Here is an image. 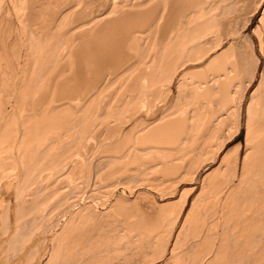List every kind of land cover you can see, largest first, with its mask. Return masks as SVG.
I'll use <instances>...</instances> for the list:
<instances>
[{
	"label": "rangeland",
	"instance_id": "374dc122",
	"mask_svg": "<svg viewBox=\"0 0 264 264\" xmlns=\"http://www.w3.org/2000/svg\"><path fill=\"white\" fill-rule=\"evenodd\" d=\"M181 1L188 3L191 0H18V2L16 0H0V264H55L57 259L58 261L64 259V261H59L61 264L62 262H65L63 264H74L73 262L76 264H80L81 262H84V264H96V262L99 263L101 258H103L102 260L105 261L103 262L104 264H177V257L179 256L178 258H180L181 255L184 257L187 248H190V250H188L191 253L193 252L191 251L192 248L190 245L195 247L193 250L197 249L202 251L204 249L203 247H205V251L207 249V252H209V250L214 252L205 254L202 259V264H210L208 262V258L209 260L212 259V257H214L216 254H219L215 252H221V250L226 246H229V249L226 247L227 249L224 248L223 251L225 250L226 252L227 250L229 253L227 252L225 253L226 255L223 256L222 251L220 255L216 256V259L214 257V259L217 260L215 263L264 264V198L262 197L264 195V174L260 172L257 173L258 175L255 173L256 176L255 174H252L251 176L249 174L248 179L245 178L246 175L244 174L246 183L243 184V188L245 186L248 188L252 187L251 190L253 189L252 191L250 190L251 192H245L246 195L242 191V186H240L241 174L243 173L242 161L246 151L249 152L248 149L250 148L246 140V110L249 104L250 95H252L251 93L260 80L264 62V58L260 53L259 45V36L263 33L259 32L263 31V25L260 21V17L264 10V0H208L212 3L217 2L221 4L218 6L220 8L219 12L223 11L222 9H228V6L231 7L230 10H232L230 12H228L229 10H226L227 15L224 14V16L220 17L223 23V25H221V30L223 29L222 31L224 33L221 32L219 28V33L216 32V35L212 33L208 36V38L211 36L213 37L208 39L211 45H209L210 52H208L210 57H216L225 52V54L220 56L222 59L219 58L216 61L214 60V66L219 64V62L221 63L227 61H229V64L233 62L237 64L239 63L238 61H242V64L246 63L245 65H241V68L239 67L240 71H238V76H234L236 79H230V82L232 83L228 82V84L232 85V87L228 85L227 87H231L229 92L231 94L230 97L232 96L230 99H232L233 102L230 100L225 105L219 104V98L223 93L221 90L226 88L223 87L225 85L221 84V87H223L221 88L220 84H213V82L209 83L208 78H211L210 76H212V72L213 74L217 72H214L212 67L211 69L208 68L206 70L204 68L196 69L200 72L202 70L204 72V74L201 72L203 76H196L194 73L191 75L186 74L184 76L185 81L183 82L184 78L182 77V80L180 81L181 85L179 84V86L177 85L178 79H176L177 77L181 76V68L178 67L179 65L175 68L172 67V71L177 68L175 72H172L171 69H169V72H172L171 75L168 70L165 71V66L167 64L165 60H167L169 57L166 54H168L167 52H169V49L174 46L173 42L176 40V28H178L176 25L180 23L179 25L181 26V24L187 22V20L184 22V20L178 19L177 15L175 14V7ZM237 2L239 4H237ZM232 5L234 7H232ZM96 6L99 7L97 8ZM133 10H135V12ZM76 11L80 12L82 15ZM93 12H95V14ZM138 12H140L139 15L137 14ZM132 13H136L138 17ZM130 15L131 17L132 15L136 16L132 17L135 18L134 21L131 19ZM121 18L123 19L121 20ZM126 18H128V20H126ZM59 20L61 21L60 23ZM129 20L132 21L130 22ZM121 21L123 23V27L121 26L120 28L118 25H116V23L119 22L120 26ZM179 21H182L183 23ZM124 22H126V27L129 30L125 29ZM127 22H129V24ZM112 24H114L113 27L111 26ZM117 28H120V30ZM235 28L237 32L235 31ZM112 29L116 30L114 31ZM118 30L119 32H123L119 34V32H116ZM98 31L101 32L99 33ZM159 31L161 33H159ZM29 32H31L33 38L32 35L30 36ZM64 34H66L65 37ZM213 35L217 37L214 38ZM58 36L60 38H58ZM102 37L103 39L104 37H107V41L105 42V39L103 40ZM110 38L111 41L109 42L108 39ZM28 41L30 43H28ZM248 41L251 43L250 45L247 44L249 43ZM211 42L213 43L211 44ZM163 43L164 45H162ZM88 44L91 45L89 46ZM27 45H29L30 48H28ZM251 45L252 47H249ZM213 48H215V51ZM108 49H111V51ZM162 50L165 52H161ZM166 50L168 51L166 52ZM242 51L245 53V56L243 55L244 53ZM159 52H161V54ZM164 53L167 56H165V60L163 57ZM254 54L259 57L260 61L254 79L250 78L251 80H249V77L252 74L251 72H253L251 69L254 68L252 65L255 58L253 57ZM2 57H4L3 60ZM90 60L94 61L90 62ZM122 60H124L123 63ZM250 60H252L253 63ZM250 63L252 64L249 65ZM31 64H33L32 67ZM249 66L251 68H249ZM111 67L114 68L112 69ZM96 68L97 71H95ZM173 73H175V75ZM233 73L235 74V71L230 74L233 76ZM205 76H208V78L205 79ZM34 79L37 81L36 84H34L36 82ZM204 79L208 80L209 84H207V86L206 83L204 84L201 82ZM69 80L70 82L68 83ZM142 80L143 82H141ZM197 82H201L199 86H195L194 83L197 84ZM140 85L142 86V90L140 89ZM202 86H204V88ZM144 87L145 90L143 89ZM146 88H148V90ZM198 89L200 92H198ZM234 89L239 91L236 90L237 92H235ZM242 90H244V94ZM77 91L78 93H76ZM231 91H234V94H232ZM241 95L243 98L241 97L240 99ZM211 96L213 98H211ZM217 98L218 100H216ZM152 114L153 117L151 116ZM161 115L162 118H160ZM216 119H218V121L220 120L217 123L218 125L214 124L213 122L214 120L217 122ZM92 121H94V123ZM211 122L213 123V127H210L211 130L209 128L207 131V127L212 126L210 125ZM189 125L191 127H189ZM197 126L201 127L199 128ZM204 127H206V130ZM193 128H195V133L192 131ZM202 129L205 132L207 131V136L212 134L213 137H209L211 140L207 139V136V138L202 136L203 134L195 139V136L198 134L200 135ZM190 134L191 136H194L190 138ZM192 138L195 140L207 139L209 142H205L202 148L203 150L200 151V147L198 149V145H200V143L198 144L197 142V144H195L193 147L194 140ZM190 139L192 140L188 143L187 141H190ZM72 141H74L73 144ZM235 148H238L237 151ZM146 149L147 152H144ZM194 149L195 152L198 150L200 151H198V156L194 155L195 153H192L193 155L190 154ZM176 159L177 161H175ZM248 159L251 161L252 157H248ZM152 172L156 173L153 174ZM252 176H254V178ZM255 178H257V180L254 182L253 180ZM225 180H227V182ZM133 181L136 182L134 183ZM34 182H36V184ZM217 184H220V188L215 193L213 189L211 190V188ZM238 185L240 190L237 189ZM233 186H237V188H234ZM230 188L238 190V192H235L236 194L234 191L233 193L236 198H240L236 200L234 195L232 198L236 200V204L241 199L239 201L240 204L238 203V206L241 205V208L235 206L236 204L233 205L234 203H231V200H233L232 198L229 199L230 202L227 200V205H223L225 203H223V201L226 199V191L230 190ZM40 189H42V191ZM183 191L185 193H183ZM239 191L243 192V195H241L242 193ZM239 193L241 196L238 195ZM37 196L40 198V200ZM34 197L37 198L36 202L38 201V204L35 202V199L33 200ZM195 197H197V199H195ZM251 197L254 199L252 200ZM257 197L258 199L256 200ZM261 197L262 200L260 199L259 201V198ZM247 199L249 200L248 202L246 201ZM193 200H195V203L199 200L198 203L200 205L198 204V207L202 208L203 214L205 213V220L203 223L195 220L196 225L198 223L199 226L200 223L201 226L199 228L198 236L196 235L195 231H193L194 227L191 228V220H193L192 218L194 217H196L194 219H197V216L193 215L194 217H186L187 214L190 216L192 213L196 214V211L198 210L196 203V205L192 207L195 208L196 211H190V213H188L189 209H191V203L194 202ZM200 200L202 201L200 202ZM33 201L36 204L33 205ZM43 201L44 204L42 203ZM241 201H245L247 203ZM251 201H254L251 203L252 206L248 204ZM257 203H262L263 205H258ZM246 204L248 205L246 206ZM44 205H46L47 208L44 207ZM226 206H228L229 209L226 208ZM231 206L233 209H231ZM253 207L257 208L258 210L256 209L252 211V209H254ZM242 208L246 211L243 212ZM248 209H250V211H248ZM228 210H231L233 213L231 211L230 212L233 215H231ZM237 211H239V216ZM162 212L165 213L163 214ZM44 213L47 215L42 216L41 214L44 215ZM158 213H162L164 217L166 216V219L162 215H158ZM225 213L227 217L225 216ZM242 213L244 214L242 215ZM30 214L36 216H32L36 219L35 222L32 221V217H29ZM155 214H157L158 217ZM25 215L26 217H24ZM39 215L44 218L39 217ZM27 218L32 219L28 220ZM161 218H163V220ZM244 218L248 219L247 221L250 223L248 225V223L245 222V219L244 224L247 223L245 226H251V228H248L249 231L246 227V231H244V226H241L243 224ZM23 219H25L24 221L26 224L28 221H30V226L26 224V226L24 224L21 225V222L24 223ZM44 219L47 220L46 224ZM160 219L161 222L163 221L162 223L160 222ZM42 220H44L43 223L45 225H43ZM48 222L49 224H52H50L51 226H48L47 228L46 225H48ZM188 223L190 227L188 226ZM193 223L195 224L194 221ZM239 227L242 231L239 229ZM48 229H50V231ZM191 231L195 236L191 234ZM204 231L205 233L203 234ZM206 231H208L210 234ZM220 232L223 235L220 234ZM242 232L244 234L247 232V237L245 236L246 234L244 235ZM141 233L142 235H138ZM205 234L206 237L209 234L208 241L206 239L207 243L202 240L205 237ZM211 234L214 236L212 237ZM241 234L243 235L241 236ZM112 235L115 239H117H113ZM191 235L193 237H191ZM77 236H80L79 240H81L83 245H78V242L76 243V241H78L76 240L78 239ZM145 236L150 237V241L148 240L149 243L146 244L147 250L144 242L141 239L144 237L147 240L148 237L146 238ZM26 238L29 240L27 241ZM228 239L230 243L227 241ZM244 239L245 244L248 242L247 245L242 242ZM20 240L22 242H20ZM70 240L74 241L70 242ZM194 242L197 245L193 244ZM225 242L228 245L226 244V246H224ZM7 245H9V247H7ZM143 245L145 246L144 251H147L148 254L146 252L145 255L142 254V257L139 249ZM243 245H245L246 248L243 247ZM248 245L252 247H249ZM196 246H199L200 249H198ZM241 246L244 250L241 249ZM93 247L95 248L93 249ZM99 247H101V250H98ZM135 247H138L137 249L139 251H137ZM133 248L135 249L133 250ZM217 248H220L221 250L219 249V251ZM216 249L217 251H215ZM245 249L247 250L246 254ZM71 251L74 252L71 253ZM75 251H79V255ZM103 251L106 253L105 255ZM131 251L135 252L133 253ZM18 252L20 253L18 254ZM63 252L64 256L61 257ZM68 253L72 255L69 256ZM186 253L188 256V251ZM213 254L214 256H212ZM68 256L72 258H69ZM194 256L192 255V258L190 256V259L193 261L196 259L193 258ZM185 257L182 259V261L185 259ZM238 257L240 259L242 258V261L239 260ZM86 258L87 262L90 263L85 262L84 259ZM96 258H100V260L98 261ZM229 258L230 261L228 260ZM190 259L188 257L189 261L184 260V263L188 264L193 262ZM205 260L207 263H205ZM78 261H80V263H78ZM195 261L193 264H196ZM211 261L210 262L212 264L214 260ZM235 261H237V263ZM184 263L178 262V264Z\"/></svg>",
	"mask_w": 264,
	"mask_h": 264
},
{
	"label": "bare ground",
	"instance_id": "6f19581e",
	"mask_svg": "<svg viewBox=\"0 0 264 264\" xmlns=\"http://www.w3.org/2000/svg\"><path fill=\"white\" fill-rule=\"evenodd\" d=\"M17 2H18V0H16ZM34 1V0H33ZM55 1V0H54ZM92 1V0H91ZM162 1V0H161ZM212 1V0H211ZM220 1V0H219ZM240 1V0H239ZM245 1V0H244ZM243 1V2H244ZM254 1V0H253ZM82 2V1H81ZM84 2V1H83ZM99 2V1H98ZM130 2V1H129ZM144 2V1H143ZM222 2H224V1H222ZM226 2V1H225ZM228 2V1H227ZM230 2V1H229ZM5 3V2H4ZM19 3H20V1H19ZM29 3H31V2H29ZM60 3V2H59ZM92 3V2H91ZM97 3V2H96ZM157 3V2H156ZM250 3V2H249ZM1 4V3H0ZM3 4V3H2ZM28 4V3H27ZM66 4V3H65ZM94 4V3H93ZM106 4V3H105ZM116 4V3H115ZM142 4H144V3H142ZM209 4V5H208ZM219 4L220 3H217V2H215V3H212V2H209L208 0H191L190 2H188V3H186V2H183V1H181L180 3H178L177 5H176V7H175V14L177 15V18L178 19H182V20H184V22H185V20H187V22H185V23H183L182 21H179V22H181V23H183V24H181V26L178 24V25H176V27L178 26V28H176L177 29V31H176V40H174V42H173V45L174 46H172V50L171 49H169V52H167L168 50H166V52L168 53V54H166L167 56H169L168 58H167V60H165V53H164V55H163V57H164V60L166 61V69H165V71L166 70H168V72H169V69H171V71H172V67L173 68H175L176 66H178L179 68H181V76H179V77H177L176 79H178L176 82L178 83H176L178 86H179V84H180V81L182 80V77L184 78V80H183V82L185 81V75L186 74H195L196 76L198 75H200V76H203L202 74H201V72H203L202 70H201V72L200 71H197L196 69H201V68H204L205 70L206 69H208V68H210L211 69V67L214 69V72L215 71H217V72H215L214 74H213V72H212V76H210L211 78L209 79L208 78V76L206 77L205 76V79H207L208 78V80H209V83L210 82H213V84H220V87H221V84L222 85H225V86H223V87H226V88H224L223 90H221V88H223V87H221L220 88V90L221 91H223V93L221 94V97L219 98V101H220V103L219 104H226L228 101H232V99H230L231 97H230V88L232 87V85H230V84H228V82H230L231 80H233L235 77V75H237L238 74V71H240L239 70V67L241 68V65H245L246 63H243L242 64V61H238L239 63H235V62H233V63H230L229 64V61H227V62H219V64H216L215 66H214V60L216 61L217 59H219V58H221L220 56H222L223 54H225V52H223V50H222V52L223 53H219L220 55H218V56H216V57H210V55L208 54V52H210V42H209V40L208 39H210V38H213L212 36L210 37V38H208V36L209 35H211L212 33H216V32H218V30H219V28H220V30H221V25H223V23H222V21H221V19H220V17L221 16H224V14H226L227 15V13H226V10L228 11V12H230V11H232V10H230V8L231 7H227L228 9H222L223 11H221V12H219ZM223 4V3H222ZM228 4V3H227ZM237 4H239L238 2H237ZM33 5V4H32ZM31 5V6H32ZM80 5V4H79ZM112 5V4H111ZM163 5V4H162ZM165 5V4H164ZM221 5V4H220ZM225 5V4H224ZM229 5V4H228ZM235 5V4H234ZM17 6V5H16ZM29 6V5H28ZM60 6V5H59ZM58 6V7H59ZM110 6V5H109ZM223 6V5H222ZM227 6V5H226ZM1 7V6H0ZM14 7V6H13ZM36 7V6H35ZM78 7V6H77ZM97 7V6H96ZM99 7V6H98ZM97 7V8H98ZM104 7V6H103ZM217 7H218V9H217ZM232 7H234L233 5H232ZM18 8H19V6H18ZM17 8V9H18ZM89 8V7H88ZM90 8H91V6H90ZM129 8V7H128ZM153 8V7H152ZM263 8H264V6H263ZM26 9V8H25ZM78 9V8H77ZM83 9V8H82ZM101 9V8H100ZM108 9V8H107ZM135 9V8H134ZM151 9V8H150ZM154 9V8H153ZM253 9V8H252ZM1 10V9H0ZM16 10V9H15ZM47 10V9H46ZM74 10V9H73ZM123 10V9H122ZM234 10V9H233ZM244 10V9H243ZM45 11V10H44ZM59 11V10H58ZM57 11V12H58ZM65 11V10H64ZM79 11V10H78ZM84 11V10H83ZM100 11V10H99ZM126 11V10H125ZM134 12H135V10H133ZM140 11H141V9H140ZM143 11V10H142ZM150 11V10H149ZM4 12V11H3ZM23 12V11H22ZM25 12V11H24ZM43 12V11H42ZM67 12H70V11H67ZM73 12V11H72ZM77 12V11H76ZM91 12V11H90ZM147 12V11H146ZM151 12V11H150ZM162 12V11H161ZM171 12V11H170ZM5 13V12H4ZM14 13V12H13ZM34 13V12H33ZM59 13V12H58ZM77 13H80V12H77ZM94 14H95V12H93ZM92 13V14H93ZM128 13V12H127ZM139 13L140 12H138L137 14L139 15ZM233 13V12H232ZM234 13H235V11H234ZM26 14V13H25ZM48 14V13H47ZM81 14V13H80ZM132 14H135L136 15V13H132ZM149 14V13H148ZM154 14V13H153ZM231 14V13H230ZM43 15V14H42ZM50 15V14H49ZM82 15V14H81ZM135 15H132V17L134 16V17H136ZM145 15V14H144ZM20 16H22V15H20ZM87 16H88V14H87ZM98 16V15H97ZM121 16V15H120ZM123 16V15H122ZM188 16V17H187ZM38 17V16H37ZM64 17V16H63ZM73 17V16H72ZM85 17V16H84ZM113 17V16H112ZM130 17H131V15H130ZM131 17V19L134 21V19L135 18H132ZM138 17V16H137ZM227 17V16H226ZM30 18V17H29ZM45 18V17H44ZM50 18V17H49ZM51 18H52V15H51ZM82 18V17H81ZM91 18V17H90ZM94 18V17H93ZM129 18V17H128ZM128 18H126V20H128ZM153 18V17H152ZM157 18V17H156ZM33 19V18H32ZM31 19V20H32ZM76 19V18H75ZM80 19V18H79ZM95 19H97V18H95ZM123 18H121V20H122ZM139 19H140V17H139ZM145 19V18H144ZM161 19V18H160ZM223 19V18H222ZM26 20V19H25ZM62 20V19H61ZM69 20V19H68ZM116 20V19H115ZM118 20H120V19H118ZM125 20V21H126ZM132 20H129L130 22L132 21ZM137 20V19H136ZM142 20V19H141ZM16 21V20H15ZM33 21V20H32ZM35 21V20H34ZM108 21V20H107ZM111 21V20H110ZM260 21H261V23H262V25H263V31H261V32H259V33H262V34H260V36H259V45H260V53L262 54V56H263V58H264V10H263V12H262V15H261V17H260ZM2 22V21H1ZM8 22V21H7ZM61 21L59 20V23H60ZM104 22V21H103ZM117 22V21H116ZM120 22V21H119ZM119 22L118 23H116V25H118V27H120L121 28V26L123 27V23H122V21H121V24H120V26H119ZM138 22H139V20H138ZM141 22V21H140ZM149 22V21H148ZM10 23V22H9ZM22 23V22H21ZM37 23V22H36ZM50 23V22H49ZM109 23V22H108ZM125 23V29L126 30H129L126 26H127V24H126V22H124ZM128 24H129V22H127ZM154 23V22H153ZM177 23V22H176ZM6 24V23H5ZM51 24V23H50ZM100 24V23H99ZM99 24H97V25H99ZM106 24V23H105ZM4 25V24H3ZM113 25L114 24H112L111 26L113 27ZM115 25V26H116ZM159 25V24H158ZM175 25V24H174ZM235 25V24H234ZM261 25V24H260ZM31 26V25H30ZM37 26V25H36ZM42 26V25H41ZM61 26V25H60ZM59 26V27H60ZM135 26V25H134ZM144 26H146V25H144ZM160 26V25H159ZM226 26V25H225ZM236 26V25H235ZM26 27V26H25ZM95 27V26H94ZM99 27V26H98ZM101 27V26H100ZM106 27V26H105ZM237 27V26H236ZM261 27V26H260ZM3 28V27H2ZM39 28V27H38ZM115 28V27H114ZM120 28H117V29H119L120 30ZM172 28V27H171ZM261 28V29H262ZM22 29V28H21ZM52 29V28H51ZM59 29V28H58ZM101 29H103V28H101ZM109 29V28H108ZM124 29V30H125ZM158 29V28H157ZM225 29V28H224ZM227 29V28H226ZM104 30V29H103ZM112 30H116V29H112ZM119 30L118 31H116L117 33L119 32ZM123 30V29H122ZM223 30V29H222ZM221 30V32H223ZM233 30H234V28H233ZM257 30H258V28H257ZM39 31V30H38ZM72 31V30H71ZM97 31V30H96ZM141 31V30H140ZM235 31L237 32V30H236V28H235ZM255 31V30H254ZM99 32V31H98ZM101 32V31H100ZM99 32V33H100ZM123 31H121V32H119V34H121ZM125 32V31H124ZM143 32V31H142ZM168 32V31H167ZM220 32V33H221ZM257 32V31H256ZM69 33V32H68ZM115 33V32H114ZM113 33V34H114ZM129 33V32H128ZM159 33H161L160 31H159ZM158 33V34H159ZM163 33V32H162ZM166 33V32H165ZM219 33V32H218ZM224 33V32H223ZM222 33V34H223ZM230 33V32H229ZM29 34H30V36L32 35L31 34V32H29ZM81 34V33H80ZM84 34V33H83ZM97 34V33H96ZM106 34V33H105ZM110 34V33H109ZM112 34V35H113ZM116 34V33H115ZM65 35L66 34H64V37H65ZM91 35V34H90ZM118 35V34H117ZM157 35V34H156ZM163 35V34H162ZM216 35V34H215ZM218 35H220V34H218ZM38 36V35H37ZM82 36V35H81ZM86 36V35H85ZM92 36V35H91ZM104 36V35H103ZM119 36V35H118ZM133 36V35H132ZM214 36V35H213ZM242 36V35H241ZM35 37V36H34ZM77 37V36H76ZM100 37V36H99ZM124 37V36H123ZM138 37V36H137ZM157 37V36H156ZM215 37H217V36H214V38ZM243 37V36H242ZM32 38H33V35H32ZM31 38V39H32ZM58 38H60L59 36H58ZM87 38V37H86ZM88 38H89V36H88ZM107 38V37H106ZM106 38L104 37V39H105V42L107 41L106 40ZM109 38V37H108ZM16 39V38H15ZM30 39V38H29ZM36 39V38H35ZM81 39V38H80ZM102 39H103V37H102ZM103 39V40H104ZM123 39V38H122ZM128 39V38H127ZM217 39V38H216ZM218 39L220 40V38L218 37ZM217 39V40H218ZM226 39V38H225ZM246 39H247V37H246ZM84 40V39H83ZM91 40V39H90ZM96 40V39H95ZM132 40V39H131ZM164 40H166V39H164ZM215 40V39H214ZM213 40V41H214ZM221 40H223V39H221ZM244 40H245V38H244ZM5 41V40H4ZM31 41V40H30ZM35 41V40H34ZM39 41V40H38ZM44 41V40H43ZM72 41V40H71ZM92 41V40H91ZM100 41V40H99ZM108 41L110 42L111 41V38L110 39H108ZM135 41H137V40H135ZM216 41V40H215ZM36 42V41H35ZM82 42V41H81ZM88 42H90V41H88ZM104 42V43H105ZM129 42V41H128ZM127 42V43H128ZM230 42V41H229ZM249 42V41H248ZM1 43V42H0ZM28 43H30L29 41H28ZM38 43V42H37ZM103 43V42H102ZM101 43V44H102ZM164 43H165V41H164ZM164 43L162 44V45H164ZM170 43V42H169ZM213 42H211V44H212ZM243 43V42H242ZM15 44V43H14ZM50 44V43H49ZM59 44V43H58ZM80 44V43H79ZM151 44V43H150ZM219 44V43H218ZM240 44V43H239ZM248 45H250L251 43L249 42V43H247ZM246 44V45H247ZM89 45V44H88ZM91 45V44H90ZM89 45V46H90ZM95 45V44H94ZM94 45H92V46H94ZM100 45V44H99ZM210 45V46H209ZM28 46V48H30L29 47V45H27ZM33 46V45H32ZM42 46V45H41ZM82 46V45H81ZM80 46V47H81ZM87 46V45H86ZM85 46V47H86ZM91 46V47H92ZM96 46V45H95ZM121 46H122V44H121ZM135 46V45H134ZM230 46V45H229ZM1 47V46H0ZM75 47V46H74ZM104 47V46H103ZM112 47V46H111ZM138 47V46H137ZM141 47V46H140ZM170 47V46H169ZM217 47V46H216ZM235 47V46H234ZM249 47H252V45L251 46H249ZM8 48V47H7ZM36 48V47H35ZM77 48V47H76ZM95 48V47H94ZM94 48H93V50H94ZM99 48V47H98ZM97 48V49H98ZM109 48V47H108ZM117 48V47H116ZM122 48V47H121ZM238 48V47H237ZM242 48V47H241ZM241 48H240V50H241ZM81 49V48H80ZM119 49V48H118ZM118 49H117V52H118ZM124 49V48H123ZM126 49V48H125ZM131 49V48H130ZM164 49V48H163ZM214 49V51H215V48H213ZM236 49V48H235ZM253 49V48H252ZM11 50V49H10ZM58 50V49H57ZM100 50V49H99ZM98 50V51H99ZM107 50V49H106ZM109 50V49H108ZM116 50V49H115ZM149 50V49H148ZM212 50V49H211ZM234 50V49H233ZM5 51V50H4ZM38 51V50H37ZM52 51H53V49H52ZM55 51V50H54ZM82 51V50H81ZM109 51H111V49L109 50ZM218 51V50H217ZM253 51V50H252ZM42 52H43V50H42ZM74 52H75V49H74ZM138 52V51H137ZM161 52H165V51H161ZM161 52H159L160 54H161ZM212 52V51H211ZM238 52V51H237ZM236 52V53H237ZM243 52V51H242ZM30 53V52H29ZM34 53V52H33ZM97 53V52H96ZM115 53V52H114ZM244 53V52H243ZM35 54V53H34ZM39 54V53H38ZM93 54H95V53H93ZM120 54H122V53H120ZM139 54H140V52H139ZM159 54V55H160ZM250 54H252V53H250ZM14 55V54H13ZM65 55V54H64ZM85 55V54H84ZM88 55H90V54H88ZM105 55H106V53H105ZM122 55H124V54H122ZM152 55V54H151ZM212 55V54H211ZM233 55V54H232ZM238 55H239V53H238ZM244 56H245V53L243 54ZM41 56V55H40ZM46 56V55H45ZM87 56V55H86ZM93 56H95V55H93ZM107 56V55H106ZM117 56V55H116ZM135 56V55H134ZM166 56V57H167ZM213 56V55H212ZM240 56V55H239ZM78 57V56H77ZM101 57V56H100ZM122 57V56H121ZM127 57V56H126ZM251 57H252V55H251ZM253 57H255L254 58V63H253V61L252 60H250V61H252V63H250L249 65H253L254 66V68L253 69H251V70H253V72H251L250 74H251V76L249 77V80H251V79H254V77H255V74H256V72H257V68H258V65H259V61H260V59H259V57L256 55V54H254V56ZM28 58V57H27ZM50 58H51V56H50ZM99 58V57H98ZM109 58V57H108ZM115 58V57H114ZM4 59V57H2V60ZM16 59V58H15ZM77 59V58H76ZM97 59V58H96ZM107 59V58H106ZM109 59H111V58H109ZM125 59V58H124ZM160 59V58H159ZM222 59V58H221ZM231 59H232V56H231ZM245 59H246V57H245ZM244 59V60H245ZM112 60V59H111ZM129 60V59H128ZM238 60V59H237ZM242 60H243V58H242ZM11 61V60H10ZM40 61V60H39ZM52 61V60H51ZM94 60H90V62H93ZM123 61L124 60H122V63H123ZM136 61V60H135ZM151 61V60H150ZM154 61V60H153ZM219 61V60H218ZM226 61V60H225ZM47 62V61H46ZM81 62V61H80ZM85 62H87V61H85ZM147 62V61H146ZM231 62V61H230ZM237 62V61H236ZM244 62V61H243ZM247 62H248V60H247ZM4 63V62H3ZM43 63V62H42ZM45 63V62H44ZM50 63V62H49ZM74 63V62H73ZM77 63V62H76ZM89 63V62H88ZM105 63V62H104ZM110 63V62H109ZM116 63V62H115ZM150 63V62H149ZM17 64V63H16ZM62 64V63H61ZM92 64V63H91ZM158 64V63H157ZM32 65L33 64H31V67H32ZM49 65H51V64H49ZM75 65V64H74ZM89 65H90V63H89ZM119 65H120V63H119ZM125 65H126V63H125ZM147 65V64H146ZM159 65V64H158ZM182 67H181V66ZM86 66H87V64H86ZM111 66V65H110ZM149 66V65H148ZM154 66V65H153ZM67 67V66H66ZM78 67V66H77ZM142 67V66H141ZM246 67V66H245ZM7 68V67H6ZM60 68V67H59ZM90 68V67H89ZM108 68V67H107ZM106 68V69H107ZM112 68V67H111ZM114 68V67H113ZM112 68V69H113ZM178 68V69H179ZM249 68H251L250 66H249ZM21 69V68H20ZM66 69V68H65ZM71 69V68H70ZM78 69H79V67H78ZM93 69H94V67H93ZM177 69V68H176ZM176 69H174L172 72H175L176 71ZM14 70V69H13ZM115 70V69H114ZM122 70V69H121ZM133 70V69H132ZM159 70H160V68H159ZM242 70V69H241ZM43 71H45V70H43ZM42 71V72H43ZM47 71V70H46ZM95 71H97V68L95 69ZM190 71H192V72H190ZM235 71V74L232 76L230 73H232V72H234ZM71 72H72V70H71ZM74 72H76V71H74ZM107 72V71H106ZM114 72V71H113ZM132 72V71H131ZM149 72V71H148ZM167 72V73H168ZM172 72H169L170 73V75H171V73ZM200 72V73H199ZM84 73V72H83ZM90 73V72H89ZM88 73V74H89ZM246 73V72H245ZM93 74V73H92ZM98 74V73H97ZM113 74V73H112ZM131 74V73H130ZM134 74V73H133ZM146 74V73H145ZM174 75H175V73H173ZM203 74H204V72H203ZM249 74V75H250ZM40 75V74H39ZM43 75V74H42ZM41 75V76H42ZM52 75V74H51ZM132 75V74H131ZM174 75H173V77H174ZM211 75V74H210ZM231 75V76H230ZM240 75V74H239ZM245 75H247V74H245ZM10 76V75H9ZM32 76H33V74H32ZM92 76V75H91ZM97 76H99V75H97ZM115 76V75H114ZM113 76V77H114ZM152 76V75H151ZM188 76V75H187ZM238 76V75H237ZM37 77V76H36ZM40 77V76H39ZM72 77V76H71ZM82 77V76H81ZM153 77V76H152ZM232 77V78H231ZM246 77V76H245ZM35 78V77H34ZM42 78V77H41ZM40 78V79H41ZM66 78V77H65ZM103 78V77H102ZM127 78H129V77H127ZM200 78V77H199ZM202 78V77H201ZM240 78V77H239ZM243 78V77H242ZM251 78V79H250ZM24 79H25V77H24ZM48 79V78H47ZM70 79V78H69ZM151 79V78H150ZM194 79V78H193ZM204 79V80H205ZM231 79V80H230ZM236 79V78H235ZM35 80V79H34ZM45 80V79H44ZM51 80V79H50ZM76 80V79H75ZM79 80V79H78ZM83 80V79H82ZM92 80V79H91ZM102 80V79H101ZM106 80V79H105ZM147 80V79H146ZM160 80H161V78H160ZM195 80H197V79H195ZM200 80V79H199ZM202 80L201 82L202 83H206V86H207V84H209L208 83V80ZM36 81V80H35ZM162 81H164V80H162ZM187 81V80H186ZM189 81V80H188ZM198 81V80H197ZM204 81V82H203ZM238 81H239V79H238ZM241 81V80H240ZM61 82V81H60ZM70 82V80L68 81V83ZM72 82H74V81H72ZM76 82V81H75ZM115 82V81H114ZM137 82V81H136ZM141 82H143V80L141 81ZM147 82V81H146ZM168 82V81H167ZM194 82V81H193ZM201 82H197V84L196 83H194L195 84V86L196 85H200V83ZM3 83V82H2ZM6 83V82H5ZM11 83V82H10ZM37 83V81L34 83V84H36ZM96 83V82H95ZM123 83H125V82H123ZM182 83V82H181ZM230 83H232V82H230ZM242 83V82H241ZM240 83V84H241ZM250 83V82H249ZM52 84V83H51ZM59 84V83H58ZM67 84V83H66ZM77 84V83H76ZM99 84V83H98ZM151 84V83H150ZM153 84V83H152ZM171 84V83H170ZM183 84V83H182ZM192 84V83H191ZM75 85V84H74ZM181 85V84H180ZM227 85L228 86H231L230 88H228L227 87ZM70 86H71V84H70ZM87 86V85H86ZM97 86V85H96ZM145 86V85H144ZM173 86V85H172ZM194 86V87H195ZM217 86V85H216ZM247 86V85H246ZM249 86V85H248ZM88 87V86H87ZM125 87V86H124ZM141 85H140V89H141ZM146 87V86H145ZM145 87L143 88L144 90H145ZM148 87V86H147ZM153 87V86H152ZM182 87V86H181ZM189 87V86H188ZM203 88H204V86H202ZM51 88V87H50ZM98 88V87H97ZM179 88V87H178ZM190 88H193V87H190ZM199 88V87H198ZM218 88V87H217ZM234 88V87H233ZM9 89V88H8ZM34 89V88H33ZM58 89V88H57ZM56 89V90H57ZM61 89H63V88H61ZM85 89V88H84ZM102 89H104V88H102ZM147 90H148V88H146ZM182 89V88H181ZM195 89V88H194ZM196 89H197V87H196ZM66 90V89H65ZM69 90H71V89H69ZM74 90V89H73ZM72 90V91H73ZM142 90V89H141ZM184 90V89H183ZM201 90V89H200ZM207 90V89H206ZM235 90V89H234ZM237 90V89H236ZM235 90V92H237V91H239V90H237L236 91ZM244 90H245V88H244ZM244 90H242V92H243V94H244ZM61 91V90H60ZM79 91V90H78ZM78 91L76 92V93H78ZM90 91V90H89ZM104 91V90H103ZM216 91V90H215ZM5 92H7V91H5ZM57 92V91H56ZM85 92V91H84ZM91 92V91H90ZM134 92V91H133ZM141 92V91H140ZM144 92V91H143ZM198 92H200L199 91V89H198ZM197 92V93H198ZM202 92V91H201ZM218 92V91H217ZM234 91H231V93L232 94H234L233 93ZM242 92H241V94H242ZM8 93V92H7ZM71 93V92H70ZM74 93V92H73ZM81 93V92H80ZM145 93V92H144ZM218 93H220V92H218ZM47 94V93H46ZM56 94V93H55ZM54 94V95H55ZM61 94V93H60ZM59 94V95H60ZM67 94V93H66ZM82 94V93H81ZM91 94V93H90ZM136 94V93H135ZM141 94H143V93H141ZM192 94V93H191ZM206 94V93H205ZM213 94V93H212ZM238 94V93H237ZM242 94V95H243ZM252 95H250V99H249V104H248V106H247V110H246V118H247V126H246V130H247V138H246V140H247V144H249L248 146H250V148L248 149V151L249 152H247L246 151V154L244 155V158H243V161H242V174H241V179H240V186H242V191L244 192V194L246 195V193L245 192H251L252 190H251V188H248V187H245L244 186V188H243V184H245L246 182H245V178L246 179H248L249 178V174H250V176L252 175V174H257V173H263L264 174V62H263V67H262V74H261V76H260V80H259V82H258V84H257V86L254 88V90H253V92L251 93ZM77 95H79V94H77ZM88 95V94H87ZM137 95V94H136ZM167 95V94H166ZM195 95H196V92H195ZM242 95L240 96V99H241V97H242ZM70 96V95H69ZM90 96V95H89ZM139 96V95H138ZM145 96V95H144ZM74 97V96H73ZM186 97V96H185ZM235 97V96H234ZM33 98V97H32ZM47 98V97H46ZM66 98V97H65ZM68 98V97H67ZM72 98V97H71ZM77 98H78V96H77ZM86 98V97H85ZM102 98V97H101ZM115 98V97H114ZM139 98V97H138ZM181 98V97H180ZM197 98V97H196ZM211 98H213L212 96H211ZM238 98H239V95H238ZM243 98V97H242ZM42 99V98H41ZM40 99V100H41ZM62 99V98H61ZM75 99V98H74ZM140 99V98H139ZM142 99V98H141ZM171 99V98H170ZM58 100V99H57ZM63 100V99H62ZM68 100V99H67ZM102 100V99H101ZM116 100V99H115ZM135 100V99H134ZM143 100V99H142ZM145 100H146V98H145ZM174 100H175V98H174ZM177 100V99H176ZM181 100V99H180ZM216 100H218V98L216 99ZM60 101V100H59ZM84 101V100H83ZM102 101H104V100H102ZM113 101V100H112ZM139 101V100H138ZM184 101V100H183ZM190 101V100H189ZM79 102V101H78ZM81 102V101H80ZM159 102V101H158ZM164 102V101H163ZM181 102V101H180ZM188 102V101H187ZM233 102V101H232ZM235 102V101H234ZM238 102V101H237ZM27 103V102H26ZM42 103V102H41ZM131 103V102H130ZM138 103V102H137ZM140 103V102H139ZM143 103V102H142ZM141 103V104H142ZM155 103V102H154ZM189 103V102H188ZM230 103V102H229ZM240 103V102H239ZM30 104V103H29ZM77 104V103H76ZM147 104V103H146ZM208 104V103H207ZM35 105V104H34ZM73 105V104H72ZM83 105V104H82ZM81 105V106H82ZM92 105V104H91ZM130 105V104H129ZM160 105V104H159ZM178 105V104H177ZM238 105V104H237ZM40 106V105H39ZM136 106V105H135ZM141 106H143V105H141ZM154 106V105H153ZM171 106V105H170ZM185 106V105H184ZM35 107H36V105H35ZM79 107V106H78ZM225 107V106H224ZM239 107V106H238ZM46 108V107H45ZM55 108V107H54ZM77 108V107H76ZM101 108V107H100ZM132 108V107H131ZM207 108V107H206ZM217 108V107H216ZM222 108V107H221ZM116 109V108H115ZM127 109V108H126ZM142 109V108H141ZM140 109V110H141ZM150 109V108H149ZM169 109V108H168ZM167 109V110H168ZM190 109V108H189ZM210 109V108H209ZM233 109V108H232ZM40 110V109H39ZM68 110V109H67ZM80 110V109H79ZM166 110V111H167ZM186 110V109H185ZM205 110H207V109H205ZM222 110V109H221ZM238 110H239V108H238ZM145 111V110H144ZM179 111H180V109H179ZM224 111V110H223ZM90 112V111H89ZM148 112V111H147ZM225 112H227V111H225ZM224 112V113H225ZM236 112H237V110H236ZM77 113V112H76ZM128 113V112H127ZM177 113H178V111H177ZM191 113H192V111H191ZM233 113V112H232ZM235 113V112H234ZM121 114V113H120ZM119 114V115H120ZM124 114V113H123ZM140 114V113H139ZM189 114V113H188ZM229 114V113H228ZM90 115V114H89ZM118 115V114H117ZM122 115V114H121ZM148 115V114H147ZM154 115H155V113H154ZM196 115V114H195ZM213 115H215V114H213ZM101 116V115H100ZM152 117H153V114L151 115ZM172 116V115H171ZM182 116V115H181ZM180 116V117H181ZM223 116V115H222ZM82 117V116H81ZM135 117H136V115H135ZM193 117V116H192ZM191 117V118H192ZM78 118H80V117H78ZM101 118V117H100ZM128 118V117H127ZM146 118V117H145ZM160 118H162V115H161V117ZM164 118V117H163ZM214 118H215V116H214ZM231 118H232V116H231ZM103 119V118H102ZM135 119V118H134ZM203 119V118H202ZM201 119V120H202ZM220 119V118H219ZM235 119V118H234ZM93 120V119H92ZM104 120V119H103ZM124 120V119H123ZM127 120V119H126ZM217 120V122H215V120L213 121L214 122V124H216V125H218L217 123L220 121H218V119H216ZM222 120V119H221ZM231 120V119H230ZM78 121V120H77ZM116 121H117V119H116ZM115 121V122H116ZM236 121V120H235ZM72 122V121H71ZM70 122V123H71ZM93 123H94V121H92ZM129 122H130V120H129ZM128 122V123H129ZM180 122V121H179ZM178 122V123H179ZM135 123V122H134ZM183 123V122H182ZM188 123V122H187ZM197 123V122H196ZM199 123V122H198ZM79 124V123H78ZM121 124H122V122H121ZM127 124V123H126ZM175 124V123H174ZM193 124V123H192ZM200 124H202V123H200ZM213 123L211 122V124L210 125H212ZM75 125H76V123H75ZM138 125V124H137ZM173 125V124H172ZM195 125V124H194ZM199 125V124H198ZM79 126V125H78ZM96 126V125H95ZM132 126V125H131ZM156 126V125H155ZM188 126V125H187ZM203 126V125H202ZM138 127V126H137ZM148 127V126H147ZM189 127H191L190 125H189ZM194 127V126H193ZM197 127H201V126H197ZM207 127V126H206ZM206 127H204L205 128V130H206ZM212 128L213 127V125L212 126H209V127H207V131H208V129L209 128ZM217 127V126H216ZM215 127V128H216ZM75 128V127H74ZM105 128V127H104ZM184 128V127H183ZM196 128V127H195ZM195 128H193L192 129V131H194V129ZM203 128V127H202ZM211 128H210V130H211ZM215 128H214V130H215ZM71 129V128H70ZM73 129V128H72ZM91 129H92V127H91ZM221 129V128H220ZM69 130V129H68ZM75 130V129H74ZM160 130V129H159ZM183 130V129H182ZM197 130H198V128H197ZM201 130V129H200ZM199 130V131H200ZM117 131V130H116ZM121 131V130H120ZM179 131H181V130H179ZM187 131H189V130H187ZM191 131V132H192ZM206 131V132H207ZM212 131H213V129H212ZM211 131V132H212ZM235 131V130H234ZM122 132V131H121ZM139 132V131H138ZM141 132V131H140ZM185 132H186V130H185ZM196 131H194V133H195ZM205 131H203V129H202V131H201V133H200V135L198 136H195L196 138L195 139H197V137H200L201 136V134H203L202 136H204V137H206L207 136V133L205 134L204 133ZM214 132V131H213ZM183 133H184V131H183ZM193 133V132H192ZM208 133H210V132H208ZM83 134V133H82ZM205 134V135H204ZM86 135V134H85ZM162 135V134H161ZM188 135V134H187ZM186 135V136H187ZM196 135V134H195ZM216 135V134H215ZM84 136V135H83ZM102 136V135H101ZM120 136V135H119ZM189 136V135H188ZM194 135H192L191 136V134H190V138L191 137H193ZM210 136H212V134L210 135ZM210 136H207L206 138L207 139H210L209 137ZM163 137V136H162ZM213 137V136H212ZM135 138V137H134ZM84 139V138H83ZM133 139V138H132ZM187 139V138H186ZM185 139V140H186ZM188 139H189V137H188ZM193 140H194V142H193V147H194V145L195 144H197V142H198V144L200 143V145H198V149H199V147H200V151L201 150H203L202 148H203V145L205 144V142H209V140H205V139H203V140H201L202 139V137H201V139L200 140H195L194 138H192ZM192 139H190V141H187L188 143L189 142H191V140ZM199 139V138H198ZM219 139V138H218ZM211 140V139H210ZM73 142L74 141H72V144H73ZM78 142V141H77ZM175 142V141H174ZM185 142V141H184ZM187 142H185V143H187ZM204 142V143H203ZM67 143V142H66ZM79 143V142H78ZM133 143V142H132ZM169 143V142H168ZM182 143V142H181ZM217 143V142H216ZM192 144V143H191ZM191 144H190V146H191ZM71 145V144H70ZM135 145V144H134ZM179 145V144H178ZM222 145V144H221ZM220 145V146H221ZM60 146V145H59ZM131 146V145H130ZM184 146H185V144H184ZM189 146V145H188ZM197 146V145H196ZM206 146V145H205ZM220 146H219V148H220ZM173 147V146H172ZM192 147V146H191ZM210 148V147H209ZM214 148V147H213ZM83 149V148H82ZM149 149V148H148ZM183 149V148H182ZM196 149V148H195ZM195 149L193 150V151H191V153L190 154H194V155H197V154H199V152L197 151V152H195ZM236 149V148H235ZM238 149V148H237ZM237 149H236V151H237ZM67 150V149H66ZM140 150V149H139ZM152 150H153V148H152ZM138 151V150H137ZM141 151V150H140ZM209 151V150H208ZM236 151H234V152H236ZM41 152V151H40ZM144 152H147V149H146V151H144ZM143 153V152H142ZM157 153H158V151H157ZM160 153V152H159ZM228 153V152H227ZM227 153H226V155H227ZM147 154V153H146ZM148 154H149V152H148ZM192 154V155H193ZM212 154V153H211ZM201 155V154H200ZM123 156V155H122ZM134 156V155H133ZM160 156V155H159ZM191 156V155H190ZM198 156V155H197ZM211 156V155H210ZM215 156V155H214ZM143 157V156H142ZM153 157V156H152ZM203 157V156H202ZM231 157V156H230ZM248 157H252V159H251V161L248 159ZM118 158V157H117ZM125 158V157H124ZM123 158V159H124ZM176 158V157H175ZM179 158V157H178ZM180 158H181V156H180ZM179 158V159H180ZM208 158V157H207ZM224 158V157H223ZM227 158V157H226ZM235 158V157H234ZM100 160V159H99ZM116 160V159H115ZM131 160V159H130ZM185 160V159H184ZM208 160H209V158H208ZM222 160H224V159H222ZM249 160V161H248ZM104 161V160H103ZM119 161V160H118ZM172 161V160H171ZM174 161V160H173ZM175 161H177V159L175 160ZM202 161V160H201ZM210 161V160H209ZM96 162H97V160H96ZM106 162V161H105ZM109 162V161H108ZM116 162V161H115ZM153 162V161H152ZM186 162V161H185ZM204 162H206V161H204ZM203 162V163H204ZM109 164H112V163H109ZM99 165V164H98ZM157 165V164H156ZM201 165V164H200ZM221 165V164H220ZM146 166V165H145ZM152 166V165H151ZM174 166V165H173ZM228 166V165H227ZM231 166V165H230ZM107 167V166H106ZM175 167V166H174ZM177 167V166H176ZM223 168V167H222ZM127 169V168H126ZM101 170V169H100ZM146 170V169H145ZM173 170V169H172ZM220 170V169H219ZM235 170V169H234ZM144 171V170H143ZM246 171H247V173H246ZM153 173V172H152ZM154 173H156V172H154ZM153 173V174H154ZM174 173V172H173ZM188 173V172H187ZM195 173V172H194ZM208 173V172H207ZM231 173V172H230ZM235 173V172H234ZM120 174V173H119ZM135 174V173H134ZM152 174V175H153ZM193 174V173H192ZM225 174V173H224ZM246 175V177H245V175ZM256 174H255V176H256ZM258 175V174H257ZM137 176V175H136ZM135 176V177H136ZM215 176V175H214ZM264 176V175H263ZM51 177V176H50ZM132 177H133V175H132ZM222 177V176H221ZM240 177V176H239ZM245 177V178H244ZM253 178H254V176H252ZM137 178V177H136ZM178 178V177H177ZM188 178V177H187ZM224 178V177H223ZM258 178V177H257ZM257 178H255L253 181L255 182V180H257ZM128 179V178H127ZM156 179V178H155ZM233 179H234V177H233ZM252 179V178H251ZM55 180V179H54ZM139 180V179H138ZM154 180V179H153ZM174 180V179H173ZM49 181V180H48ZM131 181V180H130ZM129 181V182H130ZM150 181V180H149ZM160 181V180H159ZM210 181V180H209ZM222 181V180H221ZM226 182H227V180H225ZM233 181V180H232ZM249 181V180H248ZM252 181V180H251ZM33 182V181H32ZM45 182V181H44ZM134 183L136 182V181H133ZM173 182V181H172ZM229 182V181H228ZM254 182H252V183H254ZM35 184H36V182H34ZM55 183V182H54ZM66 183H67V181H66ZM138 183V182H137ZM210 184V183H209ZM223 184V183H222ZM256 184V183H255ZM40 185H41V183H40ZM214 185V184H213ZM212 185V186H213ZM220 184H217V185H215L214 187H212L211 188V190L213 189V191L216 193V191L217 190H219V188H220V186H219ZM226 185H227V183H226ZM247 185V184H246ZM35 186V185H34ZM54 186V185H53ZM148 186V185H147ZM249 186V185H248ZM38 187V186H37ZM61 187H62V185H61ZM178 187V186H177ZM203 187V186H202ZM234 187V186H233ZM46 188V187H45ZM64 188V187H63ZM222 188V187H221ZM224 188V187H223ZM234 188H237V186L236 187H234ZM259 188V187H258ZM28 189V188H27ZM43 189V188H42ZM42 189H40L41 191H42ZM130 189H132V188H130ZM174 189V188H173ZM181 189V188H180ZM190 189H192V188H190ZM237 189H239L240 190V187H239V185H238V188ZM237 189H231L230 188V190H227L226 191V194H225V198L226 199H224V201H223V205H227L228 204V201H229V199L230 198H232V196L234 195V193L237 191L238 192V190ZM264 189V188H263ZM38 190V189H37ZM56 190V189H55ZM60 190V189H59ZM64 190H65V188H64ZM189 190V189H188ZM224 190V189H223ZM246 190V191H245ZM251 190V191H250ZM36 191V190H35ZM43 191H45V190H43ZM50 191V190H49ZM48 191V192H49ZM173 191V190H172ZM204 191V190H203ZM210 191V190H209ZM208 191V192H209ZM220 191H221V189H220ZM233 191H234V193H233ZM26 192V191H25ZM38 192V191H37ZM53 192V191H52ZM239 192H241V191H239ZM243 192H241L242 194L241 195H243ZM254 192V191H253ZM263 192V191H262ZM23 193V192H22ZM21 193V194H22ZM27 193V192H26ZM40 193V192H39ZM50 193V192H49ZM62 193V192H61ZM68 193V192H67ZM183 193H185L184 191H183ZM210 193H211V191H210ZM210 193H209V195H210ZM214 193V194H215ZM219 193V192H218ZM33 194H35V193H33ZM45 194H46V192H45ZM54 194V193H53ZM163 194V193H162ZM175 194V193H174ZM188 194V193H187ZM186 194V195H187ZM236 194V193H235ZM264 194V193H263ZM262 194V195H263ZM41 195V194H40ZM121 195V194H120ZM183 195V194H182ZM185 195V196H186ZM217 195V194H216ZM238 195H240V193L238 194ZM240 195V196H241ZM258 195V194H257ZM15 196V195H14ZM18 196H19V194H18ZM35 196V195H34ZM46 196V195H45ZM45 196H43V197H45ZM57 196V195H56ZM62 196H63V194H62ZM69 196H70V194H69ZM261 196V195H260ZM259 196V197H260ZM16 197V196H15ZM25 197V196H24ZM38 197V196H37ZM43 197H41V198H43ZM47 197V196H46ZM50 197V196H49ZM54 197V196H53ZM66 197V196H65ZM68 197V196H67ZM126 197V196H125ZM234 197L236 198V196L234 195ZM246 197V196H245ZM244 197V198H245ZM253 197V196H252ZM251 197V198H252ZM256 197V196H255ZM263 198H264V195L262 196ZM262 197L261 198H259V201H260V199L262 200ZM18 198H20V197H18ZM30 198V197H29ZM39 198V197H38ZM60 198V197H59ZM123 198V197H122ZM183 198H185V197H183ZM200 198V197H199ZM209 198V197H208ZM213 198V197H212ZM238 198H240V197H238ZM238 198H236V200L238 199ZM250 198V199H251ZM32 199V198H31ZM35 199V202H36V200H37V198H33V200ZM65 199V198H64ZM67 199V198H66ZM70 199V198H69ZM75 199H77V198H75ZM177 199V198H176ZM195 199H197V197H195ZM233 200H235L234 198H232ZM246 199V198H245ZM244 199V200H245ZM254 198H252V200H253ZM258 199V197L256 198V200ZM39 200H40V198H39ZM53 200V199H52ZM59 200H61V199H59ZM68 200V199H67ZM73 200V199H72ZM80 200V199H79ZM119 200V199H118ZM123 200V199H122ZM179 200V199H178ZM183 200V199H182ZM185 200V199H184ZM206 200H207V198H206ZM221 200V199H220ZM228 200V201H227ZM233 200H231L232 202L231 203H234L233 205H235L236 203V200L235 201H233ZM241 200V199H240ZM239 200V201H240ZM46 201H47V199H46ZM49 201H50V199H49ZM57 201V200H56ZM62 201V200H61ZM60 201V202H61ZM64 201V200H63ZM125 201V200H124ZM194 202H192L191 203V209H189V211H188V213H190V211L192 212V211H196L195 210V208H192V207H194V205H196V203H197V211H196V214L195 213H192V215L190 216L189 214H187L186 215V217L187 216H189V217H192L193 215L194 216H197V219H194V218H196V217H194V218H192L193 220H191L192 221V224H194L193 223V221L195 222V224L194 225H192L189 221V223L191 224V228H193L194 227V230L193 231H195V233H196V235L198 236L199 235V228L201 227L200 226V223H203L204 222V220H205V213L203 214V211H202V208L201 207H198L200 204L198 203V201L195 203V200H193ZM202 200H200V202H201ZM210 201V200H209ZM216 201V200H215ZM239 201H238V203H239ZM247 202L249 201L248 199L246 200ZM264 201V200H263ZM262 201V202H263ZM34 202V201H33ZM33 203V205L34 204H38V201L36 202V203ZM65 202V201H64ZM63 202V203H64ZM123 202V201H122ZM180 202V201H179ZM206 202H208V201H206ZM230 202V201H229ZM241 202H245V201H241ZM247 202H245V203H247ZM254 202V201H253ZM252 201L250 202V203H248V204H250L251 206H252V204L251 203H253ZM256 202V201H255ZM43 204H44V201L42 202ZM52 203H54V202H52ZM75 203V202H74ZM236 204L235 206H238L239 204ZM244 203V204H245ZM84 204V203H83ZM199 204V205H198ZM202 204V203H201ZM207 204V203H206ZM210 204V203H209ZM242 204V203H241ZM248 204H246V206L248 205ZM258 204V203H257ZM259 204H262V203H259ZM258 204V205H259ZM68 205V204H67ZM254 205H256V204H254ZM263 205V204H262ZM21 206V205H20ZM31 206V205H30ZM30 206H28L29 208H31ZM37 206V205H36ZM49 206V205H48ZM54 206V205H53ZM62 206V205H61ZM90 206V205H89ZM157 206V205H156ZM244 206V205H243ZM44 207H46V205H44ZM65 207V206H64ZM87 207V206H86ZM208 207H209V205H208ZM229 207H230V204H229ZM229 207L228 206H226V208H228L229 209ZM238 207H240L241 208V205L240 206H238ZM238 207H236V208H238ZM248 207H250V206H248ZM256 207V206H255ZM21 208V207H20ZM28 208V209H29ZM33 208V207H32ZM47 208V207H46ZM58 208V207H57ZM60 208V207H59ZM150 208V207H149ZM153 208V207H152ZM170 208V207H169ZM204 208V207H203ZM212 208V207H211ZM225 208V207H224ZM235 208V207H234ZM239 208V209H240ZM247 208V207H246ZM252 208V207H251ZM254 208V207H253ZM21 209H23V208H21ZM27 209V210H28ZM35 209V208H34ZM33 209V210H34ZM80 209V208H79ZM88 209V208H87ZM93 209H95V208H93ZM111 209V208H110ZM163 209H164V207H163ZM194 209V210H193ZM201 209V210H200ZM231 209H233L232 208V206H231ZM243 209V208H242ZM257 208H254V209H252V211L253 210H256ZM7 210V209H6ZM25 210V209H24ZM24 210H22V211H24ZM30 210V209H29ZM44 210V209H43ZM47 210V209H46ZM160 210V209H159ZM200 210V211H199ZM207 210H208V208H207ZM236 210H238V209H236ZM258 210V209H257ZM21 211V212H22ZM55 211V210H54ZM76 211V210H75ZM80 211V210H79ZM112 211V210H111ZM138 211H139V209H138ZM147 211V210H146ZM151 211V210H150ZM165 211V210H164ZM229 212L231 211V210H228ZM234 211V210H233ZM244 211H246L245 209H243V212ZM248 211H250V209H248ZM109 212V211H108ZM197 212H199V213H197ZM207 212V211H206ZM232 212V211H231ZM231 212H230V214H231ZM238 212L239 211H237V214H238ZM25 213V212H24ZM42 213H43V211H42ZM46 213V212H45ZM44 213V215L43 214H41L42 216H45V215H47V214H45ZM53 213V212H52ZM62 213V212H61ZM72 213H74V212H72ZM88 213H90V212H88ZM163 214L165 213V212H162ZM162 213L160 214V213H158V215L160 214V215H162ZM202 213V214H201ZM209 213V212H208ZM233 213V212H232ZM258 213V212H257ZM16 214V213H15ZM87 214V213H86ZM143 214V213H142ZM181 214V213H180ZM244 213H242V215H243ZM246 214V213H245ZM48 215H49V212H48ZM155 215H157V214H155ZM158 215H157V217H158ZM231 215H233V214H231ZM241 215V214H240ZM249 215V214H248ZM258 215H260V214H258ZM263 215H264V213H263ZM6 216H7V214H6ZM32 216H34V217H36L35 215H32V214H30V216L29 217H32ZM42 216H40L39 215V217H41V218H44V217H42ZM51 216H52V214H51ZM163 216V215H162ZM169 216V215H168ZM211 216V215H210ZM225 216H226V213H225ZM229 216V215H228ZM238 216H239V214H238ZM18 217V216H17ZM24 217H26V215L24 216ZM34 217H32L33 218V222H35L36 221V219L34 218ZM69 217V216H68ZM67 217V218H68ZM87 217V216H86ZM131 217H132V215H131ZM130 217V218H131ZM161 217V216H160ZM164 217V216H163ZM166 217V216H165ZM164 217V218H165ZM172 217V216H171ZM189 217H188V219H189ZM209 217V216H208ZM227 217V216H226ZM235 217V216H234ZM242 217H245V216H242ZM248 217V216H247ZM16 218V217H15ZM31 218V219H32ZM40 218V219H41ZM46 218V217H45ZM53 218V217H52ZM84 218V217H83ZM144 218V217H143ZM207 218V217H206ZM211 218V217H210ZM229 218V217H228ZM237 218V217H236ZM241 218V217H240ZM256 218V217H255ZM260 218V217H259ZM6 219V218H5ZM28 219V218H27ZM30 218L28 219V220H31ZM59 219H60V217H59ZM58 219V220H59ZM96 219V218H95ZM99 219V218H98ZM97 219V220H98ZM162 220H163V218H161ZM161 219H160V222H161ZM166 219V218H165ZM173 219V218H172ZM188 219H186V220H188ZM209 219V218H208ZM245 219L246 218H244L243 219V224L241 225V226H244L243 227V229H244V231H246V228H247V230H248V228L250 227L251 228V226H245V224L247 225V223H248V219H246V221H245ZM262 219V218H261ZM25 219H23V221H24ZM27 220V221H28ZM46 222H45V224L47 223V220L46 219H44ZM44 220H42V223H43V221ZM68 220V219H67ZM130 220V219H129ZM141 220V219H140ZM143 220V219H142ZM171 220V219H170ZM195 220H197L198 222L200 221V223H199V226H198V223H197V225H196V221ZM220 220V219H219ZM6 221H8V220H6ZM31 221V222H32ZM105 221V220H104ZM165 221V220H164ZM176 221V220H175ZM202 221V222H201ZM206 221H207V219H206ZM244 221L245 222H247V223H245L244 224ZM41 222V221H40ZM114 222V221H113ZM155 222V221H154ZM163 222V221H162ZM161 222V223H162ZM168 222V221H167ZM241 222V221H240ZM262 222V221H261ZM15 223V222H14ZM22 224L21 225H25L26 223H25V221H24V223L23 222H21ZM30 221H28V223L26 224V225H29L30 226ZM57 223V222H56ZM85 223V222H84ZM189 223H188V226H189ZM32 224H34V223H32ZM31 224V225H32ZM38 224V223H37ZM44 223H43V225H45ZM50 224H52V223H50ZM49 224V222H48V225H46L47 226V228H48V226L50 227L51 225ZM59 224V223H58ZM65 224V223H64ZM105 224V223H104ZM142 224V223H141ZM146 224V223H145ZM173 224V223H172ZM229 224V223H228ZM227 224V225H228ZM241 224V223H240ZM240 224H239V226H240ZM250 223H248V225H249ZM5 225V224H4ZM25 225V226H26ZM63 225V224H62ZM66 225V224H65ZM112 225V224H111ZM202 225H204V224H202ZM219 225V224H218ZM25 226H23V227H25ZM33 226V225H32ZM45 226V227H46ZM71 226V225H70ZM132 226V225H131ZM184 226V225H183ZM198 226V227H197ZM224 226V225H223ZM222 226V227H223ZM237 226V225H236ZM262 226V225H261ZM55 227V226H54ZM118 227V226H117ZM190 227V226H189ZM207 227V226H206ZM246 227V228H245ZM27 228V227H26ZM62 228V227H61ZM210 228V227H209ZM226 228V227H225ZM242 228V227H241ZM73 229V228H72ZM101 229V228H100ZM108 229V228H107ZM211 229V228H210ZM239 229H240V227H239ZM261 229V228H260ZM263 229V228H262ZM26 230V229H25ZM35 230H36V228H35ZM49 231H50V229H48ZM145 230V229H144ZM151 230V229H150ZM159 230V229H158ZM190 230H192V229H190ZM206 230H209V229H206ZM225 230V229H224ZM223 230V232L225 233V231ZM241 230V229H240ZM116 231V230H115ZM114 231V232H115ZM153 231V230H152ZM154 231H156V230H154ZM182 231V230H181ZM201 231H202V229H201ZM242 231V230H241ZM240 231V232H241ZM249 231V230H248ZM247 231V232H248ZM262 231V230H261ZM260 231V232H261ZM5 232H6V230H5ZM4 232V233H5ZM36 232V231H35ZM38 232V231H37ZM65 232V231H64ZM122 232V231H121ZM127 232V231H126ZM151 232V231H150ZM149 232V233H150ZM192 232V231H191ZM207 233H209L208 231H206ZM247 232H245V234L247 233ZM27 233V232H26ZM32 233V232H31ZM140 233V232H139ZM170 233V232H169ZM187 233V232H186ZM205 233V231L203 232V234ZM243 233V232H242ZM249 233V232H248ZM60 234V233H59ZM110 234V233H109ZM153 234V233H152ZM157 234V233H156ZM190 234V233H189ZM193 236H195L194 235V233L192 232L191 233ZM210 234V233H209ZM209 234H208V236H209ZM213 234V233H212ZM212 234H211V236H212ZM217 234V233H216ZM220 234H222L221 232H220ZM240 234V233H239ZM244 234V233H243ZM243 234H241V236L243 235ZM244 234V235H245ZM256 234V233H255ZM107 235V234H106ZM116 235V234H115ZM114 235V236H115ZM130 235V234H129ZM136 235V234H135ZM138 235H142V233L141 234H138ZM149 235V234H148ZM191 235V237H193ZM223 235V234H222ZM11 236V235H10ZM18 236H19V234H18ZM30 236V235H29ZM150 236V235H149ZM189 236V235H188ZM203 236V235H202ZM205 237L202 239L204 242H206L207 243V241H208V236L206 237V234L204 235ZM214 236V235H213ZM212 236V237H213ZM233 236V235H232ZM246 237H247V234L245 235ZM244 236V237H245ZM27 237V236H26ZM78 237V236H77ZM97 237V236H96ZM106 237V236H105ZM108 237V236H107ZM119 237V236H118ZM146 238L148 237V236H145ZM82 238V237H81ZM110 238H111V236H110ZM112 238L113 239H115L114 237H113V235H112ZM140 238V237H139ZM150 237H148L147 238V240L143 237V238H141L142 239V241L144 242V244H145V246H146V244H148L149 243V241H150V239H149ZM178 238V237H177ZM242 238V237H241ZM253 238V237H252ZM257 238V237H256ZM255 238V239H256ZM27 239V241L29 240L28 238H26ZM76 239V238H75ZM80 239V236L78 237V239H76V240H78V241H76V243L78 244V245H83V243H81V240H79ZM109 239V238H108ZM117 239V238H116ZM115 239V240H116ZM143 239H145V240H143ZM153 239V238H152ZM187 239V238H186ZM193 239V238H192ZM206 239H207V241H206ZM211 239V238H210ZM216 239V238H215ZM245 239H247V238H245ZM245 239L242 241L243 243H244V241H245ZM260 239V238H259ZM10 240V239H9ZM25 240V239H24ZM46 240V239H45ZM106 240V239H105ZM104 240V241H105ZM132 240H133V238H132ZM149 240V241H148ZM179 240V239H178ZM182 240V239H181ZM188 240H189V238H188ZM198 240H200V239H198ZM213 240H214V238H213ZM254 240V239H253ZM257 240V239H256ZM16 241V240H15ZM71 241H74V240H70V242ZM110 241V240H109ZM164 242H166L165 240H163ZM184 241V240H183ZM215 241V240H214ZM213 241V242H214ZM228 242H229V239L227 240ZM226 241V242H227ZM264 241V240H263ZM8 242V241H7ZM20 242H22L21 240H20ZM53 242V241H52ZM79 242H80V244H79ZM90 242V241H89ZM107 242V241H106ZM136 242V241H135ZM135 242H133V243H135ZM154 242V241H153ZM212 242V243H213ZM225 242V244H224V246H226V244L228 243H226ZM241 242V243H242ZM18 243V242H17ZM25 243V242H24ZM46 243H47V241H46ZM69 243V242H68ZM109 243V242H108ZM114 243V242H113ZM132 243V242H131ZM188 243V242H187ZM230 243V242H229ZM253 243V242H252ZM256 243V242H255ZM258 243V242H257ZM264 243V242H263ZM54 244H55V242H54ZM64 244V243H63ZM76 244V245H77ZM97 244V243H96ZM102 244V243H101ZM107 244V243H106ZM105 244V245H106ZM130 244V243H129ZM163 244V243H162ZM193 244H196L195 242L193 243ZM234 244V243H233ZM245 244V243H244ZM248 244V242L245 244V245H247ZM254 244V243H253ZM252 244V245H253ZM10 245V244H9ZM9 245H7V247H9ZM15 245V244H14ZM21 245V244H20ZM128 245V244H127ZM175 245V244H174ZM177 245V244H176ZM184 245V244H183ZM190 245V244H189ZM188 245V246H189ZM197 245V244H196ZM228 245V244H227ZM231 245V244H230ZM245 245H243V247H245ZM25 246H26V244H25ZM38 246H39V244H38ZM72 246V245H71ZM71 246H70V248H71ZM99 246V245H98ZM119 246V245H118ZM137 246V245H136ZM144 245L142 246V247H140V251L137 249L138 247H135L136 248V250L137 251H139V252H141V256H142V254L143 255H145V253L147 252V251H144L145 249H144V247H145ZM149 246H151V245H149ZM185 246V245H184ZM191 246V251H193L192 253L189 251L190 250V248H187V251H188V256L186 255L187 253V251L185 252V255H184V257H185V261L186 260H188V257H189V259H190V256H191V258H192V255L194 256V255H196V256H194L193 258H196L194 261L196 262V264H202V259H203V256L205 255V254H209V253H212L213 251H211V250H209V252H207L208 250L206 249V251L204 250L205 249V247H203L204 249L201 251V250H193V249H195V247H193V245H190ZM200 246V245H199ZM199 246H196L198 249H200V247ZM204 246V245H203ZM206 246V245H205ZM208 246V245H207ZM210 246V245H209ZM236 246V245H235ZM249 246V245H248ZM247 246V247H248ZM256 246V245H255ZM15 247V246H14ZM19 247V246H18ZM37 247V246H36ZM73 247V246H72ZM97 247V246H96ZM105 247H107V246H105ZM108 247H110V246H108ZM115 247V246H114ZM129 247V246H128ZM162 247V246H161ZM175 247V246H174ZM187 247V246H186ZM226 247H228V249H229V246H226ZM226 247H224V248H226ZM240 247V246H239ZM243 247L241 246V249H243ZM249 247H252V246H249ZM21 248V247H20ZM95 247H93V249H94ZM101 247H99V249L98 250H101L100 249ZM135 248H133V250L135 249ZM151 248V247H150ZM176 248V247H175ZM207 248V247H206ZM223 248V249H224ZM237 248V247H236ZM246 248V247H245ZM11 249V248H10ZM16 249V248H15ZM19 249V248H18ZM35 249V248H34ZM40 249V248H39ZM72 249V248H71ZM71 249H68V250H71ZM105 249V248H104ZM107 249V248H106ZM164 249H165V247H164ZM189 249V250H188ZM202 249V248H201ZM218 249V248H217ZM217 249L215 250V251H217ZM220 249V248H219ZM218 249V250H219ZM223 249L221 250V252L223 251ZM227 249V248H226ZM234 249H235V247H234ZM251 249V248H250ZM17 250V249H16ZM67 250V251H68ZM146 250H147V246H146ZM163 250V249H162ZM161 250V251H162ZM213 250H214V248H213ZM219 250V251H220ZM244 250V249H243ZM18 251V250H17ZM35 251H37V250H35ZM66 251V250H65ZM97 251V250H96ZM105 251V250H104ZM104 251H103V253H104ZM113 251V250H112ZM118 251V250H117ZM117 251H115V252H117ZM121 251H123V250H121ZM129 251V250H128ZM246 249H245V254H246ZM34 252V251H33ZM70 252V251H69ZM74 252V251H73ZM72 251H71V253H73ZM76 252V251H75ZM79 252V251H78ZM78 252H76L77 254H78ZM115 252H113V253H115ZM119 252V251H118ZM131 252H133V251H131ZM135 252V251H134ZM133 252V253H134ZM138 252V253H139ZM221 252H215V253H219V254H216L215 256H214V254L212 255V256H214L215 257V259H216V256H218V255H220L221 254ZM224 252V253H223ZM222 252V255L224 256V255H226L225 253H227L228 251L226 250V252H225V250ZM234 252V251H233ZM244 252V251H243ZM253 252V251H252ZM20 252H18V254H19ZM66 253V252H65ZM75 253V254H76ZM97 253V252H96ZM111 253V252H110ZM150 253V252H149ZM158 253V252H157ZM162 253H163V251H162ZM162 253H161V255H162ZM170 253V252H169ZM191 253V255L189 256V254ZM214 253V252H213ZM229 253V252H228ZM239 253H240V251H239ZM258 253V252H257ZM262 253V252H261ZM53 254V253H52ZM59 254V253H58ZM64 252L62 253V256L61 257H63L64 255ZM82 254V253H81ZM84 254V253H83ZM98 254H99V252H98ZM106 253H104V255H105ZM116 254H118V253H116ZM125 254V253H124ZM147 254H148V252H147ZM182 254H184V253H182ZM244 254V253H243ZM244 254V255H245ZM248 254V253H247ZM253 254V253H252ZM28 255H29V253H28ZM31 255V254H30ZM57 255V254H56ZM67 255V254H66ZM66 255H65V257H66ZM68 255L69 256H71L69 253H68ZM79 255V254H78ZM113 255V254H112ZM159 255V254H158ZM6 256H8V255H6ZM60 256V255H59ZM68 256V257H69ZM74 256V255H73ZM77 256V255H76ZM95 256V255H94ZM98 256V255H97ZM96 256V257H97ZM110 256V255H109ZM138 256V255H137ZM183 255H181V257L180 258H178L177 257V259L179 260V259H181V260H177L176 258V260H177V264H178V262L180 263V262H183L184 263V260L182 261V259L184 258V257H182ZM211 256V257H212ZM227 256H229V255H227ZM235 256V255H234ZM243 256V255H242ZM12 257V256H11ZM58 257V256H57ZM78 257V256H77ZM80 257V256H79ZM99 257V256H98ZM103 257V256H102ZM143 257V256H142ZM174 257V256H173ZM172 257V258H173ZM214 257H212V259H210L209 260V258H208V262L211 264V260H214V262L212 263V264H214L215 263V261H217V260H215L214 259ZM240 257V256H239ZM238 257V258H239ZM247 257H248V255H247ZM34 258V257H33ZM59 258V257H58ZM69 258H72V257H69ZM74 258V257H73ZM76 258V257H75ZM82 258H83V255H82ZM93 258V257H92ZM136 258V257H135ZM218 258V257H217ZM221 258V257H220ZM226 258H228V257H226ZM237 258V259H238ZM246 258V257H245ZM264 258V257H263ZM32 259V258H31ZM56 259V258H55ZM60 259V258H59ZM62 259V258H61ZM96 259H98V261L100 260V258H96ZM103 258H101V260L99 261V263L98 262H96V264H104L103 262H105L104 260H102ZM105 259V258H104ZM108 259V258H107ZM134 259V258H133ZM235 259V258H234ZM233 259V260H234ZM63 261H64V259H62ZM62 260H59V261H62ZM82 260V259H81ZM85 260V262L86 263H90V262H87V258L86 259H84ZM94 260H95V257H94ZM106 260V259H105ZM130 260V259H129ZM135 260V259H134ZM191 260V259H190ZM229 261H230V258L228 259ZM239 260H241L242 261V258L240 259L239 258ZM52 261V260H51ZM58 261V259H57V261H55V264H61V262H59ZM67 261V260H66ZM71 261V260H70ZM75 261V260H74ZM88 261H90V260H88ZM93 261V260H92ZM137 261V260H136ZM174 261V260H173ZM189 261V260H188ZM191 261H193V260H191ZM190 261V262H191ZM193 261V262H194ZM206 261V260H205ZM211 261V262H210ZM244 261H245V259H244ZM7 262V261H6ZM49 262H50V260H49ZM59 262V263H58ZM72 262V261H71ZM128 262V261H127ZM193 262H191V263H188V264H193ZM198 262V263H197ZM236 263H237V261H235ZM239 262V261H238ZM44 263H45V261H44ZM63 263H65V262H62V264ZM74 264H76L75 262H73ZM78 263H80V261H78ZM82 264H84V262H81ZM80 263V264H81ZM115 263V262H114ZM205 263H207V261L205 262ZM47 264V263H46ZM53 264V263H52ZM69 264V263H68ZM92 264V263H91ZM108 264V263H107ZM149 264V263H148ZM185 264V263H184ZM215 264H217V263H215Z\"/></svg>",
	"mask_w": 264,
	"mask_h": 264
}]
</instances>
